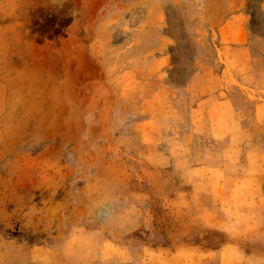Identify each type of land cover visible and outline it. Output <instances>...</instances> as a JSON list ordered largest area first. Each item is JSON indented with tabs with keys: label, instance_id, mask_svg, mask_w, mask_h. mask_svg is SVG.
<instances>
[{
	"label": "rangeland",
	"instance_id": "obj_1",
	"mask_svg": "<svg viewBox=\"0 0 264 264\" xmlns=\"http://www.w3.org/2000/svg\"><path fill=\"white\" fill-rule=\"evenodd\" d=\"M0 264H264V0H0Z\"/></svg>",
	"mask_w": 264,
	"mask_h": 264
}]
</instances>
